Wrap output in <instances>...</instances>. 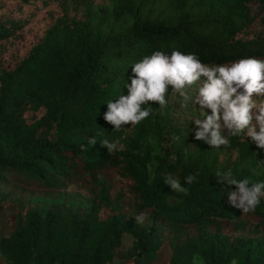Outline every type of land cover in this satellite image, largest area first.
Instances as JSON below:
<instances>
[{"label":"trees","instance_id":"1","mask_svg":"<svg viewBox=\"0 0 264 264\" xmlns=\"http://www.w3.org/2000/svg\"><path fill=\"white\" fill-rule=\"evenodd\" d=\"M251 1L0 0V264H108L123 235L129 246L118 264H159L164 247L162 264H191L194 255L204 264H264V197L245 214L229 203L235 186L216 182L228 170L264 180V150L251 138L214 148L195 139L192 119L151 101L139 124L114 131L104 119L107 102L128 95L132 66L154 51L196 53L205 64L264 60V32L238 37L254 19ZM50 6L58 14L13 51L31 16ZM105 139L124 150L109 154ZM190 174L187 193L166 184L172 176L184 186ZM70 184L84 191L85 207L22 193Z\"/></svg>","mask_w":264,"mask_h":264},{"label":"clouds","instance_id":"2","mask_svg":"<svg viewBox=\"0 0 264 264\" xmlns=\"http://www.w3.org/2000/svg\"><path fill=\"white\" fill-rule=\"evenodd\" d=\"M131 83L126 85L128 95H121L114 101L107 102L108 111L104 119L118 131L122 125L139 124L147 119L154 108L148 102L163 106L167 104L168 86L172 92L183 97L204 113L203 119H195L194 136L197 141L204 142L214 148L227 146L230 138L246 134L255 142L258 149L264 150V103L257 104L253 98L264 96V60L255 57L239 59L230 64H205L196 53H183L173 49L170 54L154 51L144 56L132 66ZM203 78V79H202ZM199 82V83H197ZM196 85L197 95L189 96L186 86ZM243 89V91H241ZM142 105H147L143 107ZM210 109L211 115L205 110ZM255 121V122H254ZM178 140L179 137H173ZM89 144L95 146V137L89 138ZM101 147L109 154L124 150V146L116 142L102 141ZM257 167L264 168V160L258 159ZM217 184L235 186L228 191L231 206L241 209L247 214L255 212L264 197V180L259 182L250 178L236 179L231 170L217 171ZM196 181L195 175H188L181 181L168 176L166 184L175 192L187 193L185 184ZM73 186H69L71 190ZM137 224L143 225L146 213L134 217ZM231 264H237L235 260Z\"/></svg>","mask_w":264,"mask_h":264},{"label":"rangeland","instance_id":"3","mask_svg":"<svg viewBox=\"0 0 264 264\" xmlns=\"http://www.w3.org/2000/svg\"><path fill=\"white\" fill-rule=\"evenodd\" d=\"M248 5H249L250 13L254 15V19L245 28V31L240 32L241 34H238V37H242V38L244 37L250 38L258 33L264 32V23L260 20V17L262 16L264 10L256 0L251 1ZM11 8L12 11H14L13 4L8 5V9ZM47 9L49 10L48 13L39 12L36 15L31 16L30 18L31 20L28 28L26 29L25 34H23L19 42L17 44H14V46L11 48L13 51H16V53H18L22 50L23 47L29 44L31 40H35L40 35L43 27L58 14L57 9L53 8V6H50ZM26 10L29 11V8L26 7ZM186 87L189 89L190 97H195L197 95L196 85L186 86ZM168 88H169V92L166 94L165 97L167 100V104L162 106L164 109L165 108L169 110L172 109L176 113H180L181 115L184 114L183 116L186 115L187 118L192 119L193 122L195 119H203L204 113L199 109V105H194L191 102V100H189L187 102V107H183V105L185 104L183 97L179 96V94L176 92H172L171 85H169ZM241 90L243 91V89ZM253 98L257 101V104L264 103V96L256 97L254 94ZM205 111L209 115H211L210 109H206ZM40 113L41 110H38L36 112V115L39 116ZM29 115L30 112L25 113V116H29ZM244 137L247 139L250 138L247 137L246 134L244 135ZM70 185L73 186L71 190H69ZM70 185L65 191H49V190L37 189L34 187H23L22 193L24 197L31 199V201L33 202H47V203L65 202L66 204L73 207H81V208L85 207L87 205V202L83 196L84 191L77 184H70ZM123 237L124 239L122 241V246H121L123 248L121 249L122 251L117 252L115 257L108 264H118L120 261H122L125 258L126 255L125 251H127L129 246V237H127V235H123ZM167 257H168V249L164 247L163 249L160 250V253L156 258V262L162 264L166 261ZM151 260H152L151 257H146L143 260L142 264L150 262ZM191 264H204V263L197 255H194Z\"/></svg>","mask_w":264,"mask_h":264}]
</instances>
